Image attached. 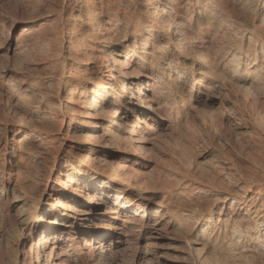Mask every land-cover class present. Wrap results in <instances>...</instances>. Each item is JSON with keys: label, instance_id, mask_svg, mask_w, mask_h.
I'll return each mask as SVG.
<instances>
[{"label": "bare ground", "instance_id": "obj_1", "mask_svg": "<svg viewBox=\"0 0 264 264\" xmlns=\"http://www.w3.org/2000/svg\"><path fill=\"white\" fill-rule=\"evenodd\" d=\"M43 1L0 23V264H264V0Z\"/></svg>", "mask_w": 264, "mask_h": 264}, {"label": "rangeland", "instance_id": "obj_2", "mask_svg": "<svg viewBox=\"0 0 264 264\" xmlns=\"http://www.w3.org/2000/svg\"><path fill=\"white\" fill-rule=\"evenodd\" d=\"M39 1H40V3H38ZM40 5H42V6H40ZM44 6L46 8V5H45L43 0H0V23L1 24L4 23L3 25L5 27L6 26L8 27L9 25L6 24L7 20L16 19V20H18V22L20 21L19 26H17L15 30L13 29V31H11V34L13 36H16L23 26H25L26 24H31V22L34 19L38 18V16L40 14H37V13H43L44 14V15L43 14L40 15V20H43V18H46V16H48L47 15L48 13L45 10ZM3 35L6 36V32L5 31H3ZM0 46H2L1 42H0ZM17 63L18 62L16 60H13V59L10 58V54H7V52L4 49L0 50V65H2L4 67V66H10L12 64H17ZM23 64L25 65L24 62H23ZM1 110H6V107L2 103H0V112H1ZM194 120H192L190 122L189 129H190L191 133L195 134L197 137H201V140L199 139L200 141L199 140H194L195 143L192 142V144H193L192 149L194 148L192 151H196V152H193V153H195L193 155L195 156L196 159H197L198 155L202 154L204 151H210V150H214L216 148L219 149L221 147L224 148V149H228L229 150L232 147L233 148H235V147L238 148V147L241 146V144L239 142L236 143L233 140L232 141H227L226 140L227 139L226 136H223L221 134L219 135V137L217 135L216 136L215 135L212 136L211 132L208 134L209 136L208 135H203L204 133L200 130L201 126H200V123L198 121V118H194ZM218 123H217V128L220 127L219 126L220 122H218ZM202 135H203V137H202ZM224 141H225V143H227L226 145H224ZM225 147H227V148H225ZM211 159H212V156H207L204 159H201V160L199 159V162L204 165V164H207ZM162 243H163V249H164L163 251L165 253H167V256L180 257V256L183 255V253H185V251H184L185 249H183L181 247H180V249L179 248H175L177 246H174L173 244H172L171 247H169L168 246L169 245L168 241H164ZM170 248H171V250H170ZM173 248H175V249L173 250ZM170 251H172V252H170ZM137 252H138V250H136V249L135 250L133 249V251H132V249L127 250V251L124 250L121 253L122 257L121 256L118 257V259H120V258L121 259L120 260L117 259V262H116V260L115 261L113 260L110 264H112V263L113 264H134V260H135V258L137 256ZM128 254H129V256H128Z\"/></svg>", "mask_w": 264, "mask_h": 264}]
</instances>
